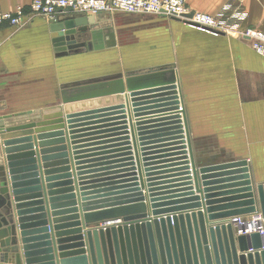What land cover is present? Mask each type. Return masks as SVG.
<instances>
[{
    "label": "water",
    "instance_id": "water-1",
    "mask_svg": "<svg viewBox=\"0 0 264 264\" xmlns=\"http://www.w3.org/2000/svg\"><path fill=\"white\" fill-rule=\"evenodd\" d=\"M95 18L66 16L53 23L51 29L59 32L54 38L57 51L66 55L86 48L87 42H78L79 35L96 40L101 32L94 30ZM110 36L114 39V33ZM114 45L113 40L108 44ZM144 75L128 74L126 83L117 86L114 81L113 90L82 98L123 96L120 108L131 113L134 107L138 113L139 95L157 89V112L136 118L138 126L155 123L158 127L153 136L139 130L140 136L147 135L140 141L156 140L141 146L172 138L176 141L172 145H178L171 155L176 158L157 162L171 157L157 154L171 150L140 156L131 129L124 140L132 138L133 147L126 142L123 160L128 161L129 174L120 177L126 180L106 186L125 185L98 192L104 199L100 202L82 204L64 113L54 115L57 120L52 122L39 110L0 117V264H264V235L239 234L230 220L254 212L264 217V182L254 181L246 159L199 164L181 86L179 96L176 81L142 86L140 76H152ZM116 107H98L89 113ZM123 113L125 120L119 124L126 125ZM140 116L144 115L135 117ZM122 129L126 126L118 130ZM168 167H176L171 172L180 174L154 177L169 173L157 174V169ZM172 187L184 188L173 191Z\"/></svg>",
    "mask_w": 264,
    "mask_h": 264
},
{
    "label": "crops",
    "instance_id": "crops-1",
    "mask_svg": "<svg viewBox=\"0 0 264 264\" xmlns=\"http://www.w3.org/2000/svg\"><path fill=\"white\" fill-rule=\"evenodd\" d=\"M32 1L0 0V5L5 11H14L17 6L29 8ZM229 1L187 0V5L192 11L216 15ZM241 2L248 12V17L241 22V28L264 31V0ZM86 15L89 14L64 11L59 15V20L66 16ZM103 15L105 13L95 15L97 25L94 30L101 34L97 35L96 40L92 39L91 47L66 55L57 51L54 38L59 32L51 29L55 23L53 20L36 16L20 27L9 24L0 26V117L39 110L43 118L50 117L49 122H52L57 120L54 115L64 113L82 204L100 202L104 199L98 197L101 195L98 192L125 185L106 186L110 181L104 180L129 174L126 172L129 167L125 165L128 161L123 160L127 158L125 149L129 147L126 142L133 147L132 138L124 140L127 136L125 133L131 132V129L135 132L134 140L140 156L158 150L171 151L157 156H171L176 152L172 149L178 145H172L176 142L172 138L170 141L159 138L155 144L141 146L143 142L156 140L140 141L147 135L140 136L139 130L155 126V123L138 126L140 123L136 118L150 115L133 116L132 120L127 119L126 125H113L124 120L109 121L112 118L109 117L110 111L81 118L67 117L108 106L107 100L115 95L93 97L89 101L82 97L111 91L115 86L114 81H118L117 86L121 81L126 83L128 74L146 76L144 74L151 73L157 76V84L170 83L173 79L170 76L179 77L197 162L203 165L246 159L254 181L264 182V57L252 48L250 41L237 35L215 36L158 15L146 20L153 24L151 30H138L135 34L137 38L133 34L125 38L117 30L103 32L99 22ZM87 26L92 27L90 24ZM111 32L114 39L108 35ZM112 40L116 48L107 49ZM119 46H137L139 52L133 54L135 57H130ZM115 64H120L117 73L114 71ZM143 79L145 77L140 76L138 82ZM130 109V115H133L132 107ZM144 121L148 122V119ZM125 126L126 129L118 130ZM152 147L157 149L141 151L142 148ZM172 158L176 157L160 158L157 162ZM177 162L161 163L157 168ZM175 168L157 169V174L170 171L157 175V178L180 174L178 171L171 172ZM171 179L176 180L177 177ZM122 180L126 178L111 181ZM56 182L60 181L51 183ZM172 188L175 191L184 187Z\"/></svg>",
    "mask_w": 264,
    "mask_h": 264
},
{
    "label": "built area",
    "instance_id": "built-area-1",
    "mask_svg": "<svg viewBox=\"0 0 264 264\" xmlns=\"http://www.w3.org/2000/svg\"><path fill=\"white\" fill-rule=\"evenodd\" d=\"M64 11L93 15L122 11L164 16L215 36L237 35L247 39L252 48L264 57V31L241 28V22L248 17V12L236 0L229 1L216 15L190 10L187 0H33L29 8L17 6L14 11H5L0 5V26L9 24L20 27L36 16L56 21ZM230 220L239 234L258 232L264 235L261 212L235 216Z\"/></svg>",
    "mask_w": 264,
    "mask_h": 264
},
{
    "label": "rangeland",
    "instance_id": "rangeland-1",
    "mask_svg": "<svg viewBox=\"0 0 264 264\" xmlns=\"http://www.w3.org/2000/svg\"><path fill=\"white\" fill-rule=\"evenodd\" d=\"M236 2H239L241 5H243L241 0H236ZM105 15H103V18L99 19V22L101 21V23H100L101 26H103V32L105 31V32L109 33V31H115L116 32V30H117L118 32H122L121 34L123 36H125V38L130 37V35H132V34H133L134 38H137V36L135 34L139 32L138 30H141V31H145V30H149V29L151 30V28H153V24L150 23L149 21H146V20H148L149 18H157V15L152 16V14L128 13V12H122V11H117V12H113V13H105ZM142 20H145V21H142ZM58 21H59V18L55 22H58ZM108 35H110V34H108ZM92 39L93 38H91V40L89 39L90 41L88 40L86 48H90L91 47ZM124 45H126V44H124ZM129 45H131V44H129ZM122 46L121 47L119 46V49L120 50L123 49L124 51H126L128 56H130V57H135L133 54L139 52L137 46H134V47H129V46L122 47ZM101 47H103V46H101ZM86 48H83V49H86ZM114 48H116L115 45L114 46H108L107 49L112 50ZM79 51L80 50H78L76 52H79ZM114 62L116 63V61H114ZM171 66H173V65H171ZM114 67H115L114 71L116 72V71H118L120 69V64L119 65L115 64ZM168 77H169V75H168ZM170 77H171V79L173 78L172 81L173 80L177 81L176 82V84H177L176 90H177V94L179 96L180 95V90L179 89H180V86H181V82H180L181 80H180L179 77L178 78H175L173 76H170ZM166 78H167V76L165 77V79ZM157 80H158L157 76H155V77L151 76V77H148V78H145V79L141 80V85L142 86H144V85H146V86H153L154 85L155 86V85H157ZM162 83H164V82H162ZM181 91L183 92L182 86H181ZM169 92L170 91L168 90L167 93H169ZM121 97L123 98V96H121ZM122 98L113 97L112 99H108L107 100V102L109 104L108 106H114V105L117 106L116 108H114L113 111H110L109 117H112V118L109 121L125 120L124 117H123L124 116L123 112H125L127 119L132 118L133 116L135 117L136 114H138V113H140V115L143 114L144 116H146V114L151 116V115H154L157 112V89L152 90V91H150L148 93H144V94H140L139 95V98L136 100V102L141 103L139 105L138 109H137L139 111L137 113L134 110V107H132L133 115H130L131 113H129L130 117L128 115V111L126 110V107L125 108H120L121 105H119V104L124 102V100H122ZM183 99H184V96H183ZM87 101H89V100L87 99ZM131 102L133 103V101H131ZM88 103H91V102H88ZM161 103H165V102L161 101ZM101 107H103V106H101ZM162 108H164V107H162ZM122 110H124V111H122ZM101 113H104V112H101ZM87 115H92V114L89 113V110H84V112H78V114H75L73 117L74 118L75 117H80L81 118V117H85ZM117 124L119 125V123H116V124H113V125H117ZM154 130H157L156 126L143 128V132L145 131L148 136H153L152 133H153ZM153 144H155V143H153ZM152 148H156V147H152ZM154 177L156 178L157 175H155ZM116 179H120V177H118ZM110 182L114 183L111 180H110Z\"/></svg>",
    "mask_w": 264,
    "mask_h": 264
},
{
    "label": "flooded vegetation",
    "instance_id": "flooded-vegetation-1",
    "mask_svg": "<svg viewBox=\"0 0 264 264\" xmlns=\"http://www.w3.org/2000/svg\"><path fill=\"white\" fill-rule=\"evenodd\" d=\"M78 41L79 43H84V42H88L89 38H90V35L87 36V35H79L78 37Z\"/></svg>",
    "mask_w": 264,
    "mask_h": 264
},
{
    "label": "bare ground",
    "instance_id": "bare-ground-1",
    "mask_svg": "<svg viewBox=\"0 0 264 264\" xmlns=\"http://www.w3.org/2000/svg\"><path fill=\"white\" fill-rule=\"evenodd\" d=\"M93 15V14H92ZM177 21H179V20H177ZM181 22V21H180ZM189 26V25H188ZM88 27V29H89V26H87ZM192 27V26H191ZM195 28V27H194ZM199 30V29H198ZM202 31V30H201ZM210 34V33H209ZM213 35V34H212Z\"/></svg>",
    "mask_w": 264,
    "mask_h": 264
}]
</instances>
